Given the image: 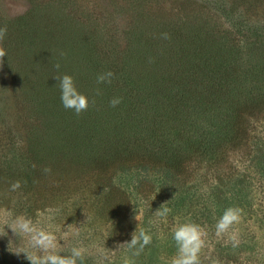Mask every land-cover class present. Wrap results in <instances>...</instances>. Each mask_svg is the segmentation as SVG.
I'll use <instances>...</instances> for the list:
<instances>
[{
  "label": "rangeland",
  "instance_id": "rangeland-1",
  "mask_svg": "<svg viewBox=\"0 0 264 264\" xmlns=\"http://www.w3.org/2000/svg\"><path fill=\"white\" fill-rule=\"evenodd\" d=\"M0 28V264H30L24 253L38 252L12 231L18 216L51 232L58 252L82 248L83 264H169L172 228L185 219L205 229L201 264H264V96L247 97L238 81V64L264 44V0H0ZM43 48L49 56L35 57ZM107 70L114 85L147 75L151 88L116 110L109 95L120 94L96 82ZM58 73L74 76L86 111L62 106ZM165 78L189 91L156 93ZM242 110L253 115L237 125ZM162 143L178 149L173 163L128 156ZM165 202L168 216H155ZM229 206L241 209L236 247L215 234ZM136 212L153 242L133 257L115 246L130 239Z\"/></svg>",
  "mask_w": 264,
  "mask_h": 264
},
{
  "label": "clouds",
  "instance_id": "clouds-1",
  "mask_svg": "<svg viewBox=\"0 0 264 264\" xmlns=\"http://www.w3.org/2000/svg\"><path fill=\"white\" fill-rule=\"evenodd\" d=\"M6 32V28H0V41L5 38ZM163 35L167 38L166 33ZM4 56H6L5 51L0 49V58ZM55 67L59 69L60 65L56 64ZM114 75L111 70L98 73L96 82L97 84H110ZM54 78L60 91L62 106L77 115L86 111L89 106V98L78 89L74 76L67 73H58ZM97 92H99V89H97ZM121 101V97H113L109 103L112 107H116ZM44 171L48 172L50 169L45 168ZM11 187L13 190L19 188L20 182L16 181ZM169 212L170 209L165 202L154 211V215L166 218ZM240 216V208L229 206L216 219L214 226L215 234L218 237L228 235L233 247L238 246L239 239L234 233L230 234V230L239 222ZM134 219L138 221V224L131 233L130 239L122 243L118 242L115 246H125L133 257L139 256L153 242V234L150 229L139 225L141 215L136 212ZM12 231L29 236L31 247L38 250V252L24 253L30 264H83L84 250L82 248L73 246L67 254L56 251L55 236L51 232L38 227L31 218L16 217ZM205 235V229L200 224L190 219H185L182 222L178 221L171 232L175 245V254L171 257L169 264H201L200 253L205 245ZM126 264H134V261H126Z\"/></svg>",
  "mask_w": 264,
  "mask_h": 264
},
{
  "label": "trees",
  "instance_id": "trees-1",
  "mask_svg": "<svg viewBox=\"0 0 264 264\" xmlns=\"http://www.w3.org/2000/svg\"><path fill=\"white\" fill-rule=\"evenodd\" d=\"M54 20H56V18ZM57 20H59V18ZM54 23L58 26V24L56 22H54ZM30 25L31 24H29V26ZM32 31H33L32 27L30 26L29 27L30 37L28 38V42L30 43V45L34 46L36 41H34L32 43L30 41L31 36L33 35ZM27 33H28V31H27ZM60 33H61L60 30H58V35L61 37ZM53 34H55V29L52 30L50 36H52ZM50 36L47 37V38H49V40L51 39ZM235 46H237L238 49L241 48V50H242V48L245 47L246 45L242 44L240 46L239 45H235ZM43 49H44L43 51H36L35 57L43 55L42 58L46 59L49 55L47 56L45 54H48V53H51V52H46V51H48V49H46V48H43ZM259 49H261V50L258 52L257 55H255V53H254V58L249 62L247 67H244L245 65H244L243 62H241V65L238 64V66H239L238 71L241 72L242 69L244 70V73L243 72L242 73H238V81H240L242 92L247 97L249 96V93H250L251 89L253 90V92L256 91V94H261L262 96H264V93H258L257 92V90H259L258 86L261 85V86L264 87V44H262V46H260ZM31 51H33V53H34V48H31ZM207 58L210 59V57H207ZM198 64H201V63H198ZM208 64H211L212 66L217 65V60L216 59L213 60L212 57H211L210 63H208ZM211 65H209V66H211ZM198 66H200V65H198ZM206 67H208V66H206ZM143 77H141L138 80L140 82H138L137 85L131 84V79H129L127 81V84H124V85L121 84V86H119L118 81L114 85L116 80L112 79V82L107 85V88L109 87L108 91L111 92L112 95L120 94L119 96L122 98L121 103L116 106V110H119L118 108H120L122 112H125L126 110L129 109V107L140 103V100L137 103H134L131 100L130 96H131V93H133L135 95V93H137L139 89L144 91V93L141 94V95H144V94L146 95L147 92H149V89L151 88V82H150L149 78L147 77V75L144 78ZM167 82H169V80L166 79V78H165V80H158L157 84L154 87V91L157 93L160 90H166V89H172V88L181 90V92L185 91L186 93L189 91V89L186 88L187 86H185L184 83H183V87H179L178 85L165 87L164 85ZM162 84H164V85L162 86ZM122 89L126 90L125 93H123ZM116 90H118L119 93H117ZM240 92H241V90L238 88V90H237V94H238L237 98L239 100V101L237 100L238 101L237 102L238 106H242L241 102L243 100V98L240 100V95H239ZM110 97H111V99L113 98L112 96L109 95V98ZM257 98H258V102L257 103L259 105H261V104L264 105V100L262 98H259V97H257ZM235 99H236V97H235ZM240 103H241V105H240ZM240 109H241V107H240ZM258 111H261V110H257V112ZM261 112H263V111H261ZM243 113L246 114V115L243 116ZM144 115L148 116V112H145V114H143V116ZM247 115H253V111L244 112L242 110L241 113L237 117L238 120H239V121L236 122L237 125H238V122L240 124L241 120L244 117H247ZM241 117H242V119H241ZM137 119L139 120L141 118L137 117ZM143 121H145V120H143ZM159 133L160 132L158 131V135H159ZM161 138L167 139L166 137H161ZM159 141L160 140L157 139V142H159ZM160 147L161 148H158V144H150V145H146L145 147L135 148L133 151L131 150L129 152L128 156H130V157L132 156L133 158L136 157L137 159H140V160L148 159V163L153 165V161L151 160V157L153 155H158L159 157H162L165 160H167L169 163H173L172 162L173 158L176 157L178 152H179L178 149H173V148H171L169 146H166L165 143L160 144ZM161 149H162V151L159 152ZM121 152H122V150L119 149L118 152H115V154H119ZM127 160L129 161V157L127 158Z\"/></svg>",
  "mask_w": 264,
  "mask_h": 264
}]
</instances>
